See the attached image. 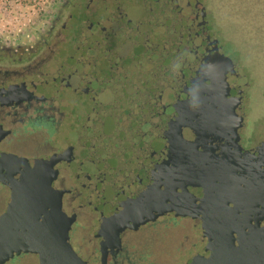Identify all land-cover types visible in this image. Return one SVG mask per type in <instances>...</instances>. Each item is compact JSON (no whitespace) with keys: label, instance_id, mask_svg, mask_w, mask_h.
Masks as SVG:
<instances>
[{"label":"flooded vegetation","instance_id":"af4514ba","mask_svg":"<svg viewBox=\"0 0 264 264\" xmlns=\"http://www.w3.org/2000/svg\"><path fill=\"white\" fill-rule=\"evenodd\" d=\"M170 1L58 0L35 29L0 35V154L51 162L52 186L71 218L70 242L88 264H158L173 246L166 233L178 220L202 230L198 218L172 211L136 228L112 227L163 162L210 134L230 112L237 115V104L243 148L264 138L251 130L261 117L248 129L245 108L260 105V98L248 99L252 85L242 82L237 47L227 41L224 47L210 28L207 6ZM88 14L93 36L82 45ZM187 113L191 129L184 121L178 127L176 118ZM193 119L200 125H190ZM10 195L0 181V214ZM175 239L181 252L199 243H190L188 234ZM199 239L192 256L207 242L203 231ZM23 255L39 263L37 254L23 252L6 264Z\"/></svg>","mask_w":264,"mask_h":264},{"label":"water","instance_id":"95a60500","mask_svg":"<svg viewBox=\"0 0 264 264\" xmlns=\"http://www.w3.org/2000/svg\"><path fill=\"white\" fill-rule=\"evenodd\" d=\"M238 103V102H237ZM241 104L210 134L163 162L147 191L118 211L113 230L138 227L161 214L198 218L205 246L186 264H264V138L243 148ZM51 162L0 154V181L11 189L0 214V264L35 253L39 264H88L69 239L71 218L52 186Z\"/></svg>","mask_w":264,"mask_h":264},{"label":"rangeland","instance_id":"374dc122","mask_svg":"<svg viewBox=\"0 0 264 264\" xmlns=\"http://www.w3.org/2000/svg\"><path fill=\"white\" fill-rule=\"evenodd\" d=\"M57 1L58 0H0V35L3 37L6 35L14 36L18 32L24 33L35 29L37 26L45 22L48 15H51L54 12V5ZM172 1L167 3L170 4ZM198 2L207 6V13L210 15V28L214 32H217L225 42H230V45L237 47V62L239 63L240 75L243 76L242 82H246V80L249 79L252 85L253 93L250 94L249 92V101L252 99V94L257 100L260 98V105L256 101L252 103L249 102L245 108L246 113L248 114V126L256 121L255 118L261 117L259 121L254 123L253 129H251L252 136H256L258 139L260 135L262 137V133H264V113H261V111L264 112V0H260L259 2L250 5L252 9L248 15V19H246L247 23H252L253 25H257V27H261L260 31L263 36H258L256 33L252 32L250 33L248 30L242 31L241 27L245 22L243 21V18L238 17L237 8L236 10L229 9L230 6L227 1L214 0L212 4L213 6H211L208 0H198ZM234 7H237V5H234ZM177 13L179 16L180 12L178 11ZM86 18L88 20L83 22L84 31L81 38L82 45L92 38V32L94 30V26L91 25L90 14H88ZM178 30H180L179 23ZM256 39H259L258 42L255 41ZM228 43L224 47H229ZM91 56L92 54L90 53L86 55L87 58H90ZM178 70L179 72H183V74L186 72V70ZM180 80L181 79L179 78V85L181 83ZM189 110L191 112V106L189 107ZM189 115L190 113H187L186 115H182L181 118L179 117L178 120L176 118L178 127L180 125L179 122L184 121L183 126L185 125L186 128L191 129L187 124V121H189L188 118L191 116ZM193 122L194 123L190 125L195 126L200 125L201 123L200 120L197 122V119H193ZM250 127L251 126L248 127L249 130ZM161 149H163L162 152L164 153L166 148L161 146ZM192 225L191 221L180 219L176 224H173L171 227L172 229H170L168 233L165 232L169 238L170 235L171 238L173 237L170 239V242L172 240L173 246L167 247L169 251H166L165 254L163 253L164 255L161 256L162 258L159 260L158 264H183L188 257L190 259L195 251L202 246V243L199 241V238L202 236V230L200 226L198 228L193 226L192 228ZM186 234L189 235L191 240L190 243L195 241L199 243L197 244V247L189 249V252L188 250L181 252V250H179V248H181L180 240L176 242V239L174 240V238L176 236L181 239ZM154 244L157 248H160V246H157L159 244L158 240L154 241ZM158 254L159 252H156L153 254V257L156 256L157 258ZM10 264L39 263L34 255H23L14 263Z\"/></svg>","mask_w":264,"mask_h":264},{"label":"trees","instance_id":"16d2710c","mask_svg":"<svg viewBox=\"0 0 264 264\" xmlns=\"http://www.w3.org/2000/svg\"><path fill=\"white\" fill-rule=\"evenodd\" d=\"M222 1V0H221ZM227 1L228 5L230 6V10H236L237 8V14L239 18H243V21L245 22L244 25H242V31L248 30L250 33H256L258 36H263L261 35V27H257V25H253L252 23H247L248 15L250 14L251 11V4H254L256 2H259L260 0H225ZM208 2L213 6L214 0H208ZM230 2V4H229ZM234 5H237V7H234ZM240 28V29H241ZM259 39H256L255 41L258 42Z\"/></svg>","mask_w":264,"mask_h":264}]
</instances>
